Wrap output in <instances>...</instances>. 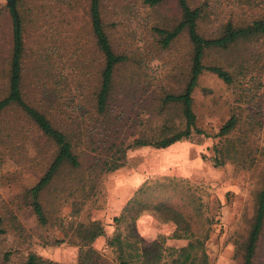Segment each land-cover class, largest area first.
<instances>
[{
  "label": "rangeland",
  "instance_id": "obj_1",
  "mask_svg": "<svg viewBox=\"0 0 264 264\" xmlns=\"http://www.w3.org/2000/svg\"><path fill=\"white\" fill-rule=\"evenodd\" d=\"M189 1L192 6L208 4L210 21L202 23L203 32L229 13L253 15L261 9L245 3L247 8L240 10L237 2L243 6L245 0ZM89 3L16 0L26 48L25 87L31 95L53 92L50 102L58 106L53 118L72 139L81 166L64 164L41 192L48 220L41 224L29 205V189L54 149L43 142L41 152L35 149L30 126L16 124L14 111L0 117V216L6 228L0 234V264H20L30 253L58 264H77L83 244L91 245L84 234L92 224L105 228L106 234L92 243L101 251L116 228L169 237L178 228V214L197 236L210 235L214 264H243L241 248L264 188V37L206 52L207 65L224 67L235 80L226 83L211 71L200 76L193 107L202 134L166 149H127L125 164L110 171L106 162L136 138L154 139L163 124L185 126L182 105L166 104L164 98L166 92L185 87L191 42L185 32L163 48L152 30L181 19L176 0L153 7L143 0H103L112 45L129 59L115 72L108 114L98 116L94 97L103 63L91 31ZM14 22L9 0H0V98L7 93ZM234 115L237 128L219 135ZM12 125L24 130L18 133ZM218 156L224 159L216 166ZM122 215L118 225L114 218ZM188 242L167 240L178 247ZM255 264H264V227Z\"/></svg>",
  "mask_w": 264,
  "mask_h": 264
},
{
  "label": "trees",
  "instance_id": "obj_2",
  "mask_svg": "<svg viewBox=\"0 0 264 264\" xmlns=\"http://www.w3.org/2000/svg\"><path fill=\"white\" fill-rule=\"evenodd\" d=\"M168 0H143L145 5L157 6ZM181 10V19L172 27L153 26L152 30L159 37V42L163 48H168L183 33H187L191 42V55L189 61V71L186 77V84L180 92H166L164 103H180L183 108V118L185 126L183 128L172 127L168 124L162 125V131L154 139L136 138L127 144L122 153L112 156L107 161V170H116L125 164L126 150L150 146L156 149H166L175 143L189 139L195 134H202L204 130L196 123V113L194 111L193 92L198 85L200 76L205 71H211L223 79L226 83H232L235 76L229 70L220 65H207L205 63L206 52L210 49H228L239 41H251L256 37H264V0H257L252 3L237 2L240 10L242 8H252L253 5L261 7L253 15L239 12L229 13L227 18L222 19L218 25L213 26L209 32H203L201 25L205 21H210L207 11L208 4L192 6L189 0H176ZM246 3V4H245ZM253 9V8H252ZM89 17L91 31L98 51L101 54L103 63L100 74L99 90L94 97V113L98 116L106 115L109 112L111 99L113 98L115 81L114 75L119 66L124 64L129 57L126 53L116 52L110 33L107 30L104 20L103 0H90ZM209 29V28H208ZM25 41L21 21L17 24L16 18L13 27L12 49L10 64L7 74V93L0 98V117L8 111H14L18 117L16 124L21 121L30 126V132L35 137L34 148L41 152V143L53 147L49 159L45 160L43 174L37 183L29 189V205L39 222L47 224V215L40 200L41 192L51 185L55 177L60 172L64 164L76 169L81 166V159L74 150V145L69 134L63 127L54 120V109L58 106L50 102V95L39 92L31 95L25 87ZM238 118L232 116L220 129L219 135L226 136L238 126ZM12 130L18 133L24 127L11 126ZM34 157L36 156L33 154ZM223 156L216 159V166L223 164ZM178 228L169 237L159 235L150 238L140 235L134 228L127 232L119 228L111 235H108L105 249L99 251L92 243L106 234L105 228L100 224L94 225L89 232L84 234V238H89L91 245L83 244L82 252L77 264H214L211 258V251L208 245L210 235L203 238L197 236L190 230V224L182 214L176 217ZM118 225L121 224L123 215L114 218ZM5 218L0 216V234L6 231L4 227ZM120 223V224H119ZM264 227V188L257 197V213L255 222L246 242L242 245L243 264H255L257 249ZM84 232V231H83ZM82 232V233H83ZM168 239H187L189 242L184 246L167 244ZM87 247V248H85ZM110 258V261L108 260ZM20 264H58L51 260L43 259L36 253H30L27 259Z\"/></svg>",
  "mask_w": 264,
  "mask_h": 264
},
{
  "label": "water",
  "instance_id": "obj_3",
  "mask_svg": "<svg viewBox=\"0 0 264 264\" xmlns=\"http://www.w3.org/2000/svg\"><path fill=\"white\" fill-rule=\"evenodd\" d=\"M9 4H10L11 7H12V10H13L14 16H15L16 21H17V24H19L20 19H19V15H18L17 8H16V0H9Z\"/></svg>",
  "mask_w": 264,
  "mask_h": 264
}]
</instances>
